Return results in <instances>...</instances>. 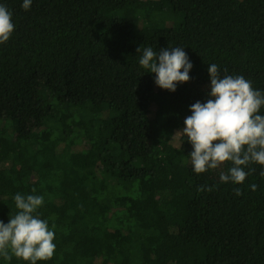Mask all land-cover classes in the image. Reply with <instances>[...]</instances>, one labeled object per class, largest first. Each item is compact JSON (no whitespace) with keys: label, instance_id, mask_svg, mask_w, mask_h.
<instances>
[{"label":"trees","instance_id":"obj_1","mask_svg":"<svg viewBox=\"0 0 264 264\" xmlns=\"http://www.w3.org/2000/svg\"><path fill=\"white\" fill-rule=\"evenodd\" d=\"M22 3L0 0L15 25L0 44V220L16 193L44 197L56 251L37 264H264V168L242 184L220 182L230 163L196 174L177 132L210 98L209 64L264 91V0ZM140 46L183 47L190 81L158 87Z\"/></svg>","mask_w":264,"mask_h":264},{"label":"clouds","instance_id":"obj_2","mask_svg":"<svg viewBox=\"0 0 264 264\" xmlns=\"http://www.w3.org/2000/svg\"><path fill=\"white\" fill-rule=\"evenodd\" d=\"M32 2L23 0L22 8L29 10ZM14 31L12 13L0 4V44L6 43ZM137 53H142L140 66L155 74L154 82L161 89L175 92L178 84L190 81L193 64L183 47L161 48L157 53L140 46ZM207 71L210 98L190 105L191 115L177 132L192 145L189 157L196 174L230 163L227 172L219 173L220 182L242 184L254 171L250 165L264 168V91L254 88L243 75H230L226 70L222 74L215 63L209 64ZM260 174L264 176V171ZM250 187L254 191L257 186ZM234 192L242 194L240 188ZM13 199L18 211L8 223L0 220V257L11 260L14 256L28 264L51 260L56 251L55 232L37 212L44 197L18 192Z\"/></svg>","mask_w":264,"mask_h":264},{"label":"rangeland","instance_id":"obj_3","mask_svg":"<svg viewBox=\"0 0 264 264\" xmlns=\"http://www.w3.org/2000/svg\"><path fill=\"white\" fill-rule=\"evenodd\" d=\"M145 6H149V4L146 2L144 4ZM157 25V21L155 20H152V21H144V23H137V32H149L150 30H152L155 26ZM9 145H13V143L9 142ZM144 186L145 187H148L152 184H155V180L153 178H150L149 180L147 181H144ZM146 213H150L151 212V209L147 211H145Z\"/></svg>","mask_w":264,"mask_h":264}]
</instances>
